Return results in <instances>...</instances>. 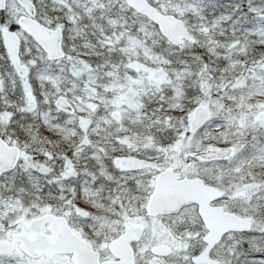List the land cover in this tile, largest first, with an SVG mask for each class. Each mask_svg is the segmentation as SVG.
I'll use <instances>...</instances> for the list:
<instances>
[{
	"label": "snow or ice",
	"instance_id": "1",
	"mask_svg": "<svg viewBox=\"0 0 264 264\" xmlns=\"http://www.w3.org/2000/svg\"><path fill=\"white\" fill-rule=\"evenodd\" d=\"M0 264H264V0H0Z\"/></svg>",
	"mask_w": 264,
	"mask_h": 264
}]
</instances>
